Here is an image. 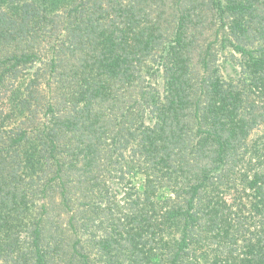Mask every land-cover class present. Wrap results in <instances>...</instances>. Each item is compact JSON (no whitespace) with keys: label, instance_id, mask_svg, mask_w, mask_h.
Returning a JSON list of instances; mask_svg holds the SVG:
<instances>
[{"label":"trees","instance_id":"trees-1","mask_svg":"<svg viewBox=\"0 0 264 264\" xmlns=\"http://www.w3.org/2000/svg\"><path fill=\"white\" fill-rule=\"evenodd\" d=\"M0 264H264V0H0Z\"/></svg>","mask_w":264,"mask_h":264},{"label":"rangeland","instance_id":"rangeland-1","mask_svg":"<svg viewBox=\"0 0 264 264\" xmlns=\"http://www.w3.org/2000/svg\"><path fill=\"white\" fill-rule=\"evenodd\" d=\"M135 183H136L137 186H140L141 183H142V179L140 177L135 179Z\"/></svg>","mask_w":264,"mask_h":264}]
</instances>
